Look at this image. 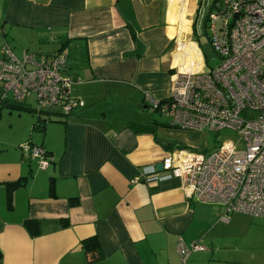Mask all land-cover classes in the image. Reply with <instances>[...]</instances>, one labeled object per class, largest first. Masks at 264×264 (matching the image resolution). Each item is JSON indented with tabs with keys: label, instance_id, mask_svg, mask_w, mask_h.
Returning <instances> with one entry per match:
<instances>
[{
	"label": "crops",
	"instance_id": "0c3cea01",
	"mask_svg": "<svg viewBox=\"0 0 264 264\" xmlns=\"http://www.w3.org/2000/svg\"><path fill=\"white\" fill-rule=\"evenodd\" d=\"M195 2L0 0V48L8 44L16 57L19 49V57L62 53V74L75 79L71 95L84 102L41 129L27 116L28 134L0 141V264H180V239L203 246L188 264H264V218L234 212L223 220L221 205L188 198L179 178L143 173L173 150L198 152L202 132L96 108L110 98L153 112L145 96L170 95L176 70L200 61L198 24L190 28L187 16ZM35 42L51 44L52 53L30 51ZM9 103H0V118L3 110L22 119L36 109ZM51 113L60 115H41ZM135 124L154 131L135 132ZM27 141L50 153L46 168L22 153ZM26 220L36 223V236Z\"/></svg>",
	"mask_w": 264,
	"mask_h": 264
},
{
	"label": "built area",
	"instance_id": "2783aa9c",
	"mask_svg": "<svg viewBox=\"0 0 264 264\" xmlns=\"http://www.w3.org/2000/svg\"><path fill=\"white\" fill-rule=\"evenodd\" d=\"M204 27L217 65L209 67L198 47L200 61L176 70L170 95L161 100L146 95L145 100L180 129H230L238 137L208 154L173 150L161 159L160 171L143 173L179 178L188 198L221 205L223 220L234 212L264 218V0H212ZM0 51V103L10 93L9 101L16 103L34 95L37 112L56 106L67 116L84 107L71 95L75 79L62 74V53L40 58L25 51L16 57L6 43ZM20 149L41 169L53 161L38 145L25 142ZM202 249L180 239V264H188L189 254Z\"/></svg>",
	"mask_w": 264,
	"mask_h": 264
},
{
	"label": "rangeland",
	"instance_id": "374dc122",
	"mask_svg": "<svg viewBox=\"0 0 264 264\" xmlns=\"http://www.w3.org/2000/svg\"><path fill=\"white\" fill-rule=\"evenodd\" d=\"M212 0H201V3L199 6H196V2L191 4L189 7L190 12L192 14L187 15L188 20L190 21V28L195 30L194 25L191 27L192 24V17L194 14H196V21L198 22V30L197 33L193 34V39L196 40L198 47L201 51V54L205 60V63L209 67H214L217 65L218 60L211 48L210 42L208 40L207 35L204 32L203 29V22L208 14L209 10V5ZM182 38L186 39L185 35L182 34ZM30 51H42V53H50L53 50V46L48 43H38L35 42L33 45H30V47H27ZM15 54L19 57L21 54V49L15 50ZM52 53V52H51ZM50 53V54H51ZM38 54V53H37ZM41 56V54H38ZM45 54H42V56ZM8 98L10 99V93L8 94ZM110 98H105L102 99L97 105L96 108L99 109L100 111H108L109 114L112 115V117L120 118V119H141L142 117H146L150 120H159V121H170L169 117L164 116L158 112H151L146 109H137L136 111L135 108H133L131 105L127 107V105L124 107L122 102L119 101H113L112 103L110 102ZM29 108L35 109L37 108V104L35 101V96L32 95L28 97L25 102ZM46 109L49 110V112H59L60 115L58 114H53L51 113V117L49 118L50 120L58 119L60 118H65V115L61 114L60 109L57 108L56 106L49 107L43 109L46 111ZM3 114V117L0 118V141L3 142H12V143H17L18 140H20L22 137H24L26 134H28L29 130L27 131V121L26 117L27 116H32V122L35 121L37 113L35 111H23V118H19L16 116V113H14L11 117L7 115L5 110L1 113ZM44 119H47L45 115H43ZM27 137V136H26ZM238 137V134L230 129H223L219 132H216L214 130H205L202 132V134L199 136V145L200 149L199 151L208 154L212 151H214L223 141L225 140H236ZM28 139V138H26ZM26 141V140H25ZM25 143V142H24ZM23 144V143H22ZM19 144H17L18 146ZM21 145V144H20ZM33 160V159H31ZM33 164H35L34 161H31Z\"/></svg>",
	"mask_w": 264,
	"mask_h": 264
},
{
	"label": "trees",
	"instance_id": "16d2710c",
	"mask_svg": "<svg viewBox=\"0 0 264 264\" xmlns=\"http://www.w3.org/2000/svg\"><path fill=\"white\" fill-rule=\"evenodd\" d=\"M193 25H194V28H196V26H197L196 19L194 20ZM204 26H205V20L203 22V29L205 28ZM204 32H205V30H204ZM5 102H7V101H5ZM9 104H10L11 107L24 109V106L22 105L23 103H16V102L10 101ZM34 111L37 113V116H36V119H35V121L33 123L32 128L33 129H41L43 127L45 121L49 120V118L46 117L47 119H44V117H42L41 114L44 112V110H41V111H38L37 112L36 109H35ZM135 125H137L139 127L138 129H134L135 132H141V131H152L153 132L154 131L153 126L150 125V124L149 125H147V124H135ZM27 142L30 143V144H33L30 141H27ZM40 147H42V146H40ZM45 152H46L47 155L50 156V153L49 152H47L46 150H45ZM20 182L21 181H18V182H15V183H13V184L10 185V192H9V195H8V205L9 206H11V198H10L11 190L14 187H16L18 184H20ZM24 226H25L26 230L28 231V233L31 236H36L39 233V231L37 230L36 223L33 222V221L26 220L25 223H24ZM88 241H93V239L84 240L82 242L83 243V246L86 247V248H88L87 247V242ZM93 245H96V242ZM0 258H1V254H0Z\"/></svg>",
	"mask_w": 264,
	"mask_h": 264
},
{
	"label": "water",
	"instance_id": "95a60500",
	"mask_svg": "<svg viewBox=\"0 0 264 264\" xmlns=\"http://www.w3.org/2000/svg\"><path fill=\"white\" fill-rule=\"evenodd\" d=\"M201 3V0H196V6H199V4ZM195 18V14H194V16H193V19ZM156 171H160L161 170V164L160 163H158L157 165H156Z\"/></svg>",
	"mask_w": 264,
	"mask_h": 264
}]
</instances>
